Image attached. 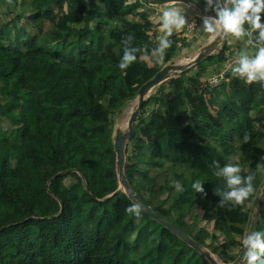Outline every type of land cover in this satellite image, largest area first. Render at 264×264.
Returning a JSON list of instances; mask_svg holds the SVG:
<instances>
[{
    "label": "trees",
    "instance_id": "1",
    "mask_svg": "<svg viewBox=\"0 0 264 264\" xmlns=\"http://www.w3.org/2000/svg\"><path fill=\"white\" fill-rule=\"evenodd\" d=\"M153 8L142 0H0V264H209L138 208L127 211L135 204L115 171L113 118L190 42L173 31L156 62ZM129 34L136 60L121 70ZM229 39L246 37L227 36L223 48ZM223 60L216 51L153 89L126 145L124 174L152 211L227 255L240 251L264 183V87L234 76L205 86L207 68L215 73ZM213 161L255 173L241 204H219ZM197 179L203 197L191 187ZM153 192L159 206L149 202ZM212 215L210 229L199 225ZM255 231H264V204Z\"/></svg>",
    "mask_w": 264,
    "mask_h": 264
},
{
    "label": "clouds",
    "instance_id": "2",
    "mask_svg": "<svg viewBox=\"0 0 264 264\" xmlns=\"http://www.w3.org/2000/svg\"><path fill=\"white\" fill-rule=\"evenodd\" d=\"M205 11L214 12L212 16H203L199 29L216 36H229L233 39L249 37L255 33V41L245 40V45L251 44L254 53L245 48L238 52L233 60L231 73L234 77L243 79L248 83L259 82L264 87V22L261 13L264 12V0H204ZM186 17L178 8L169 6L161 10L159 27L163 33L158 38V45L151 50V57L159 62L164 57L172 41L168 38L173 31H181L186 24ZM133 37L129 34L122 39L123 54L117 64L121 70L126 69L136 60L137 49L128 46ZM248 133H244L242 142L247 143ZM213 175L222 180V187L215 189L220 197L221 206L230 203L236 206L245 201L253 193L254 172L242 175L239 163L226 162L222 166L213 161ZM257 169L264 171V166L257 164ZM177 190L182 191L180 182L173 181ZM203 183L197 179L192 182V189L205 195ZM129 212H137V206H129ZM243 255L241 264H264V231H249L242 241Z\"/></svg>",
    "mask_w": 264,
    "mask_h": 264
},
{
    "label": "water",
    "instance_id": "3",
    "mask_svg": "<svg viewBox=\"0 0 264 264\" xmlns=\"http://www.w3.org/2000/svg\"><path fill=\"white\" fill-rule=\"evenodd\" d=\"M150 6H164L167 4H184L191 6L202 18L203 16H212L214 12L205 11L196 0H142ZM227 36H216L212 41L207 45L202 47L196 56L185 66L177 65L175 62L171 61L169 64L163 66L150 80L145 82L137 91V105L134 111L131 113L127 121V131L124 133L121 129H116L113 135V148L115 153V171L119 183V189H121L126 196L137 206L142 214L152 219L153 221L160 224L162 227L167 229L170 233L176 236L181 242L192 248L199 255H201L209 264H219L205 249L203 246L194 241L184 230L175 226L168 218L160 215L147 205V203L137 195L128 185L124 174V163H125V148L127 143L133 138L134 124L137 117L140 114L141 108L144 101L153 91L155 87L160 85L162 82L166 81L170 76L176 74H182L183 72L193 69L196 67L200 61L204 58L209 57L212 53L220 51L219 44L223 39H226ZM264 204V183L261 187L260 194L255 205V210L252 214L250 223L248 225L247 233L249 231H255L259 216ZM246 233V234H247ZM243 255V248L241 247L236 258L232 261L231 264H241V258Z\"/></svg>",
    "mask_w": 264,
    "mask_h": 264
},
{
    "label": "rangeland",
    "instance_id": "4",
    "mask_svg": "<svg viewBox=\"0 0 264 264\" xmlns=\"http://www.w3.org/2000/svg\"><path fill=\"white\" fill-rule=\"evenodd\" d=\"M144 5V4H143ZM189 6V5H188ZM155 14L159 15L160 12H156L154 11V21H158L159 19V16H155ZM198 17L199 14L197 13ZM201 18V17H200ZM31 17L30 16H27L24 21H23V24L25 25L26 29L29 30V23L31 21ZM153 21V20H152ZM193 35H195V32L194 33H191ZM188 38V37H187ZM75 39V38H73ZM72 40V39H71ZM70 40L66 41L65 42V45H67V43L69 42ZM205 41H207V38L204 39V36L199 38V41L197 42H194V43H191V45H186L184 46L183 48H181L179 54L177 55V57H175L172 61L175 62L177 65H182V66H185L187 65L188 63H190V61L196 56L197 54V50L198 48L200 47V45H202V43H204ZM226 42V41H225ZM224 41H222L220 44H219V47H222L224 44H225ZM228 43V42H227ZM227 46H231L233 47L231 44L228 43ZM95 50V48H93ZM145 60L151 64V62L149 61L148 58H145ZM170 63V62H169ZM167 63V64H169ZM212 68L209 67L207 68L206 70V74L203 75V77L201 78L202 81L204 80H207L208 77H210L213 73L211 72ZM195 87H197L198 89H201L200 88V82L199 83H196L194 84ZM136 105H137V100L134 99L132 101H130L129 103H127V105L124 107V109L117 115L113 118V122H112V126H111V129H110V132L112 133V136L114 135V131L116 129H121L124 133H126L127 131V121H128V118L130 117L131 113L134 111V109L136 108ZM211 112L212 113H215V110L211 107ZM264 173V171H262ZM68 180V179H67ZM66 180V183H68V181ZM204 203H210L211 200H206L204 199L203 200ZM149 202L151 204H153L154 206H159V204L161 203V199L158 198V195L153 192L152 193V197L151 199H149ZM256 205V204H255ZM255 205H253V208H255ZM199 215H202V212L199 211ZM211 218H214V216H210L209 218V221H206V222H200L199 225L200 226H203V227H206L207 229H210L211 225H212V219ZM187 225H186V229L187 230H191L192 228V223L190 220H187ZM222 243V242H221ZM209 252V254L219 263V264H231L232 262H229V263H226L225 260L227 259L228 256H232L234 255L235 253L238 254V251L235 249L233 252H229L227 253V255H224V254H213L212 252H210L209 250H207Z\"/></svg>",
    "mask_w": 264,
    "mask_h": 264
},
{
    "label": "built area",
    "instance_id": "5",
    "mask_svg": "<svg viewBox=\"0 0 264 264\" xmlns=\"http://www.w3.org/2000/svg\"><path fill=\"white\" fill-rule=\"evenodd\" d=\"M196 1L197 2H199V1L204 2V0H196ZM170 5H174V4H167V5L159 6V7H167ZM196 17H197V15H196ZM196 17H186L187 22H186L184 28L182 29V31L184 32L186 37H187V35L194 33L196 31V29L198 28V21H197ZM246 40H251L254 42L255 38H252L251 36H249V37H246ZM246 46L254 53L255 49L252 47L251 44L246 45ZM222 51H223V55H224V60H223L221 69L219 71L213 73L203 83V84H205V86H207L209 88H215V87H218L222 83H227V82H229V80L233 76L231 73V67L233 66V60L238 53H236L234 48L231 46L223 48Z\"/></svg>",
    "mask_w": 264,
    "mask_h": 264
},
{
    "label": "crops",
    "instance_id": "6",
    "mask_svg": "<svg viewBox=\"0 0 264 264\" xmlns=\"http://www.w3.org/2000/svg\"><path fill=\"white\" fill-rule=\"evenodd\" d=\"M170 6H173V7L178 8L181 12H183V14L185 15V17H196V15H197V12L191 6L184 5V4H174V5H170ZM153 7H154L153 8L154 9L153 11H156V12L157 11L158 12H161V10L164 8V7H159V6H157V7L156 6H153ZM167 7H169V6H167ZM155 16H160V14L159 15L155 14ZM153 18H154V15H153V17L151 19V20H153L152 21L153 23H158L159 22V19H158V21H154ZM196 18H197V21H198V18H199L198 15H197ZM200 25H201V20L198 21V28L195 31V35H193V34L187 35V37H188L187 39H190V42L187 45H191V43H194V42L199 41V38H201L203 36H204V39L207 38V41H205L204 43H202V45H200V47L197 50V53L199 52V50L202 47H204L205 45H207L210 41H212L214 39V37L212 36V34H209V33H206V32L201 31L199 29ZM158 33H160V35H163L160 27H158ZM229 40H228V43L233 46V48L236 51V53H238L241 50H244L245 48H248L245 44H243L241 42H239L236 45H234L235 41L232 40V39H229Z\"/></svg>",
    "mask_w": 264,
    "mask_h": 264
},
{
    "label": "bare ground",
    "instance_id": "7",
    "mask_svg": "<svg viewBox=\"0 0 264 264\" xmlns=\"http://www.w3.org/2000/svg\"><path fill=\"white\" fill-rule=\"evenodd\" d=\"M198 3H199V2H198ZM199 4H200V3H199ZM226 39H227V38H226ZM226 39H223L222 41H224V42H225V41H226ZM222 41H221V42H222ZM221 42H220V43H221ZM218 47H219V46H218ZM219 48H221V51H222V49H223V46H222V47H219ZM181 66H182V65H181ZM190 70H191V69H190ZM187 71H188V70H187Z\"/></svg>",
    "mask_w": 264,
    "mask_h": 264
}]
</instances>
